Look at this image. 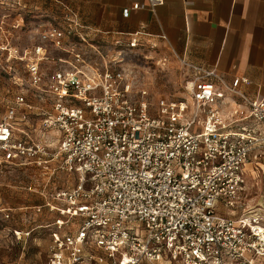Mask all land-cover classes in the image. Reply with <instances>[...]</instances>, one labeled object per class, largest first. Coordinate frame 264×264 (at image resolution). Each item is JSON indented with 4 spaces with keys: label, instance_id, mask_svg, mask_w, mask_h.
I'll list each match as a JSON object with an SVG mask.
<instances>
[{
    "label": "built area",
    "instance_id": "2783aa9c",
    "mask_svg": "<svg viewBox=\"0 0 264 264\" xmlns=\"http://www.w3.org/2000/svg\"><path fill=\"white\" fill-rule=\"evenodd\" d=\"M67 21L39 24L30 47L1 46L28 86L0 118V170H38L28 190L45 202L33 209L57 214L47 264H259L264 203L244 198L247 166L264 164V97L182 59L191 99L152 103L126 68L101 69L72 43L90 33ZM52 47L68 57L46 72ZM34 104L30 132L19 108Z\"/></svg>",
    "mask_w": 264,
    "mask_h": 264
},
{
    "label": "rangeland",
    "instance_id": "374dc122",
    "mask_svg": "<svg viewBox=\"0 0 264 264\" xmlns=\"http://www.w3.org/2000/svg\"><path fill=\"white\" fill-rule=\"evenodd\" d=\"M63 8L59 5L52 13L46 6L37 7L24 0H0V118L14 103L18 92L28 86L24 63L10 59L9 52L1 46L6 42L19 49L34 45L38 24L41 23L38 18L48 25H63L67 21L63 16ZM47 15L52 17L46 18ZM73 20L67 22L73 23ZM70 40L85 51L92 62L100 64L101 69L105 65L126 68L135 79L137 88L149 91V101L152 103H156L160 97L191 99L186 88L188 70L185 71L175 54L159 46L142 43L132 47L125 42V45H119L117 39L106 38L103 41L100 35L93 33L86 36V41L77 35ZM50 50L51 58L44 66L46 72L52 69L53 62L60 57H68L60 49L52 47ZM251 168L252 171L246 176L244 200H249L250 204L263 205L264 165L253 164ZM37 171L25 166L0 170V264L48 263V246L53 230L50 224L57 214L48 210L35 213L33 209L34 205L45 202L40 194L28 190V186L35 183ZM223 213L231 212L223 210ZM259 264H264V258L259 260Z\"/></svg>",
    "mask_w": 264,
    "mask_h": 264
},
{
    "label": "crops",
    "instance_id": "0c3cea01",
    "mask_svg": "<svg viewBox=\"0 0 264 264\" xmlns=\"http://www.w3.org/2000/svg\"><path fill=\"white\" fill-rule=\"evenodd\" d=\"M24 1L46 6L52 13L62 5L65 20H78L90 34L159 46L180 61L216 70L229 82L248 78L243 91L254 99L264 97V0H164L155 10L133 8L147 0ZM128 7L131 11L126 16ZM34 107L19 108L25 115L20 124L30 132L40 118V108ZM253 164L247 166V175Z\"/></svg>",
    "mask_w": 264,
    "mask_h": 264
}]
</instances>
